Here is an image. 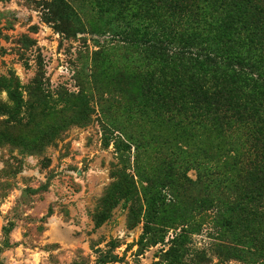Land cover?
<instances>
[{
  "label": "rangeland",
  "instance_id": "1",
  "mask_svg": "<svg viewBox=\"0 0 264 264\" xmlns=\"http://www.w3.org/2000/svg\"><path fill=\"white\" fill-rule=\"evenodd\" d=\"M0 264H264V0H0Z\"/></svg>",
  "mask_w": 264,
  "mask_h": 264
},
{
  "label": "trees",
  "instance_id": "2",
  "mask_svg": "<svg viewBox=\"0 0 264 264\" xmlns=\"http://www.w3.org/2000/svg\"><path fill=\"white\" fill-rule=\"evenodd\" d=\"M187 51L188 50H186V51H184L183 49H181V50H179L178 51V53L177 54H179V53H187ZM188 53L192 56V60L193 61H199V59H202V57H206L207 59H209V60H212L213 62H217V63H221L220 62V60H217V59H211L208 55H206V56H203L204 54H202V53H200V52H196V53H192L191 51L189 52L188 51ZM209 57V58H208ZM199 64V63H198ZM242 70L240 69V68H238V70H234V68H232V72L233 73H236V74H238L239 72H241Z\"/></svg>",
  "mask_w": 264,
  "mask_h": 264
}]
</instances>
